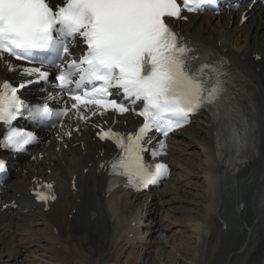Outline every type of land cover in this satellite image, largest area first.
<instances>
[{"label":"snow or ice","instance_id":"1","mask_svg":"<svg viewBox=\"0 0 264 264\" xmlns=\"http://www.w3.org/2000/svg\"><path fill=\"white\" fill-rule=\"evenodd\" d=\"M216 4L217 0H64L53 7L49 0H0V59L39 65L24 72L45 82L49 69H56L59 83L54 87L62 97L58 103L65 105L54 109L47 103L27 104L17 86L4 82L0 124L6 138L0 147L22 152L36 140L32 132L12 124L18 117L34 127L49 121L54 126L69 112L87 122L89 113L123 114L139 107L136 115L142 123L135 133L125 136L111 129L98 133L119 150L98 167L108 169L109 189L121 183L156 184L168 169L145 159V153L153 159L157 154L149 147L153 141L149 133L167 138L203 108L216 123L221 163L226 157L229 167L242 163L253 150L255 135L247 92L237 89V74L214 50L184 41L171 28L183 10L204 11V6ZM164 147L160 140L159 149ZM4 170L5 161L0 159V172ZM44 187L52 189L51 184ZM37 199L47 202L55 196L42 191Z\"/></svg>","mask_w":264,"mask_h":264},{"label":"bare ground","instance_id":"2","mask_svg":"<svg viewBox=\"0 0 264 264\" xmlns=\"http://www.w3.org/2000/svg\"><path fill=\"white\" fill-rule=\"evenodd\" d=\"M247 16L248 22L237 31L241 20L238 12L230 13V17H192L190 24L182 29L208 44L220 43L231 56L242 61L245 58L243 65L256 71L264 69V11L256 6ZM257 55L262 56L261 62L252 60ZM5 79H11V76L6 74L0 60V82ZM194 127L192 136L198 140L184 142L182 149L188 155L197 156L204 168L189 160L183 166V173L190 181L185 186L178 185L167 204L163 199L165 193L152 200L133 202L124 197L103 200L101 184L97 193L100 198H96L91 184L95 166L115 151L108 144L94 140L92 130H87L82 139L73 137L65 144L69 146L68 150L52 140L35 154L45 155L42 160L38 157L34 161L20 160L15 180L25 181L16 192L24 190L34 179H45L58 182L66 190V196L60 199L56 209L62 214L48 216L40 229L35 226L39 214H28L21 221L15 220L6 207L5 197H0V264H6L9 260L4 259L23 252L36 254L34 258L42 263L45 260L53 264H84L87 260V264H122L123 255L129 253L120 249L124 226L127 221L143 215L155 224L150 246L144 252L125 256V264H150L153 255L163 249L166 242L175 240L176 235L185 244H196L197 255L201 254L189 264H263L264 148L258 163L222 171L207 150L210 141L205 119L196 121ZM118 128L129 130L123 125ZM194 165L202 168V174L193 170ZM49 170L53 171L51 176L47 173ZM74 180L77 191L70 190ZM202 188L204 197L197 198ZM190 196L195 198V203L189 201ZM202 200L198 207L196 201ZM200 208L196 218L191 216ZM90 212L97 214L92 221Z\"/></svg>","mask_w":264,"mask_h":264},{"label":"rangeland","instance_id":"3","mask_svg":"<svg viewBox=\"0 0 264 264\" xmlns=\"http://www.w3.org/2000/svg\"><path fill=\"white\" fill-rule=\"evenodd\" d=\"M202 167H203V165H202ZM198 168H199L198 166L194 165L193 170L196 172V170H198ZM190 191H192L194 194L198 193L197 191H194V190H190ZM201 191L202 192L198 195L197 198H199L201 196L204 197L203 188ZM203 200H204V198H203ZM203 200L202 201H196L198 207H200V204L203 202ZM189 201H194V203H195V198L193 196H190ZM200 210H201V208L195 209L194 210L195 214L191 215V216H195L194 218H196L198 213L200 212ZM189 219H191V218H189ZM177 220H178V218L176 219V221ZM183 221L185 222V220H183ZM188 222L190 223V221H187L186 223H188ZM166 243L167 244L162 246V247H164L163 249H161L159 252L154 254L152 259L150 258L151 259L150 264H189L191 260H193L195 257H198L199 255H201V254L197 255L198 252L196 249V244H189V245L185 244L184 241L181 238H178L177 236H176L175 240L172 239V241L166 242Z\"/></svg>","mask_w":264,"mask_h":264}]
</instances>
